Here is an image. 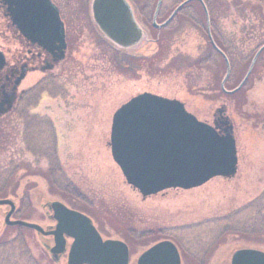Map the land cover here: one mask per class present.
<instances>
[{
  "label": "rangeland",
  "instance_id": "1",
  "mask_svg": "<svg viewBox=\"0 0 264 264\" xmlns=\"http://www.w3.org/2000/svg\"><path fill=\"white\" fill-rule=\"evenodd\" d=\"M74 1L77 34L70 59L58 75L43 78L42 88L27 92L24 109L0 121V191L12 192L19 183L23 199L13 219L52 226L51 212L39 201L60 200L92 217L103 238L125 241L130 264L163 238L180 247L183 264H230L238 248L264 250V54L242 93L216 99L205 89V76L196 87L188 79L190 64L207 50L195 6L163 32L146 26L140 43L118 49L87 20L86 0ZM131 1L141 21L157 2ZM215 1V24L226 37L244 40L246 53L264 41V0ZM180 2L163 0L159 22ZM156 53L161 57L147 59ZM39 75L30 74L23 85H33ZM143 92L179 99L210 124L225 106L234 124L237 174L149 197L129 185L112 156L111 125L115 111ZM8 209H0V264H66V255L55 263L44 249L49 238L4 227Z\"/></svg>",
  "mask_w": 264,
  "mask_h": 264
},
{
  "label": "water",
  "instance_id": "2",
  "mask_svg": "<svg viewBox=\"0 0 264 264\" xmlns=\"http://www.w3.org/2000/svg\"><path fill=\"white\" fill-rule=\"evenodd\" d=\"M191 0L179 5L176 13ZM10 15L17 25L32 41L46 48L58 50V59L64 58L66 49L65 28L58 7L51 0H6ZM207 16L209 17L206 5ZM93 18L100 30L113 43L123 48L138 44L143 38V28L137 22L133 9L127 0H93ZM210 33V32H209ZM214 47L227 60V74L231 67L226 55ZM264 49L255 55L249 71L239 90L248 79L253 66ZM23 75L16 81V87ZM16 99V88L9 94L5 108L0 116L9 112ZM226 108L220 107L217 114L223 119L222 132L217 127L199 120L190 113L185 104L178 99H170L150 92H144L131 98L114 114L111 127V150L116 163L120 166L127 182L146 197L170 188L191 189L203 185L216 176L232 177L238 170V155L233 125L224 116ZM0 205L10 209L5 215V223L34 229L41 235H53L54 245L50 253L55 262L67 251V237L74 238L67 264H129L128 245L115 239L104 240L92 219L87 215L67 207L61 201L46 202L45 207L52 210L56 220L53 228L45 229L41 225L20 219H12L16 209L12 199H0ZM137 264H181L180 253L176 245L164 240L144 251ZM231 264H264V251L256 248L236 250Z\"/></svg>",
  "mask_w": 264,
  "mask_h": 264
},
{
  "label": "flooded vegetation",
  "instance_id": "3",
  "mask_svg": "<svg viewBox=\"0 0 264 264\" xmlns=\"http://www.w3.org/2000/svg\"><path fill=\"white\" fill-rule=\"evenodd\" d=\"M51 1L59 8L60 16L64 23V28H65L66 49L64 52V58L61 60H57L58 59L57 56L59 53L58 50L53 49V47L51 49L46 48L44 45L32 41L17 25H15L10 15L8 3H6V0H0V109H3L7 106L5 102L7 101L9 94H11L14 91V88H16V95H17L12 109L7 113L2 114L0 116V121L5 120L7 116L12 115L15 111H17L19 106L22 105V108L24 109L25 108L24 105L26 101H28V97H26L28 94L27 92L29 90H35L38 87L42 88L43 78H45L46 76L58 75L59 72H57V70L59 65L64 63L65 61H68L71 57L72 52L74 51V44L76 43V40H74L76 36L74 35L77 34V30L75 29L77 17H75L76 14L72 11L74 10L73 5L76 4V2L74 0H51ZM131 3L133 5L136 18L142 24H144L142 22L143 20L141 21V19L138 16V12L134 2L131 1ZM83 7H84L83 11H85V13L84 12L83 13L85 15L87 13L88 15L87 17H89V19L87 20H89L90 23L95 25L96 27L97 24L92 14V0H86V3H84ZM70 10L72 11L70 12ZM152 20H153V16H152ZM32 73H40V75L36 79L33 85L27 87L24 86L23 84L27 80V77ZM21 75H23V77L20 80L18 86L16 87V81L20 78ZM214 123L218 124L219 126H222L221 124L222 121L219 117L214 118ZM80 211L87 214L82 210ZM92 220L96 226V223L93 218ZM96 228L102 235L100 229L97 226ZM46 238H49L51 243L47 240L44 241L45 244L51 246L53 241V236H48ZM161 240H171V239L163 238V239H159L157 242ZM73 241L74 238L69 236L67 237L68 246H70V244ZM176 246L181 255V264H183L182 250L177 244ZM61 259L64 260V257H62ZM67 260H68V256L66 254V262Z\"/></svg>",
  "mask_w": 264,
  "mask_h": 264
},
{
  "label": "trees",
  "instance_id": "4",
  "mask_svg": "<svg viewBox=\"0 0 264 264\" xmlns=\"http://www.w3.org/2000/svg\"><path fill=\"white\" fill-rule=\"evenodd\" d=\"M184 1V0H182ZM208 11L210 13V21H211V31H212V35L213 38L215 40L216 45L226 54L227 58L230 61L231 67H232V73L229 77V79L227 80L225 87L228 90L234 89L236 88L240 82L242 81L243 77L245 76L246 72L248 71L250 64L254 58V55L256 54L257 50L262 47L264 45V41L257 43V46L254 49H251L250 52H247L245 50L242 49V44L244 43V40L240 39L237 40L236 37L237 36H233L232 38L230 37H226L222 30L219 29L218 25L215 24V13H214V4H215V0H212V2L210 0H204ZM191 6H195V8L199 9L200 14H202V25H199V27L205 31V38L207 40V50L205 51V54H203V56L198 57L196 60H194L190 66L192 68V73H193V77L190 78L188 77V79L191 81V84H193L194 87H196V85L199 84V80L202 79L205 76V80L209 81L205 86V89L208 88L212 94L215 96L216 99H218L221 96H227V97H236L238 96L240 93H242L246 87H247V83L237 92L233 93V94H227L223 91L222 89V81L226 75V71H227V64H226V59L225 57L219 52L217 51V49H215V47L212 45L209 35L207 33V18H206V13L204 10V7L202 5V3L198 0L192 1L190 3H188L182 10H185L188 7ZM155 8V7H154ZM182 10L176 15V17L174 18V21L181 17L182 15ZM152 14H153V10H151L150 15H148L147 17H145L143 19V23L151 29H155L153 24H152ZM166 19V18H165ZM150 20V21H149ZM169 27L166 26L162 29H160L159 32H163L165 29H167ZM162 35L157 36V43L162 46ZM160 53H156L153 54L152 56H147V59L150 58L152 60L154 59H158L161 57ZM264 54V51L260 54V56L258 57V60L253 68V71L250 75V77L256 72L257 70V66L259 64V61L261 60L262 55ZM246 69V70H245ZM191 70V69H188ZM240 76V77H239ZM234 77H239V81L235 84H231V80L234 79ZM249 77V79H250ZM207 89V90H208ZM19 187V183L16 184L15 188L12 190V192H7L5 190H1L0 191V198H11L13 199L16 204H17V210L16 213H18L20 211V208L22 206L23 203V199L21 198V196L18 195L17 190ZM18 199V200H16ZM42 199H40V204H43ZM41 204V205H42ZM3 209L4 207H0V209ZM4 227H8L10 228V226H7L5 224H3ZM0 230L2 231V229L0 228ZM44 249L49 253L47 247L44 245ZM17 264V263H14ZM22 264V263H19Z\"/></svg>",
  "mask_w": 264,
  "mask_h": 264
},
{
  "label": "bare ground",
  "instance_id": "5",
  "mask_svg": "<svg viewBox=\"0 0 264 264\" xmlns=\"http://www.w3.org/2000/svg\"><path fill=\"white\" fill-rule=\"evenodd\" d=\"M192 189V188H191ZM183 190V189H182ZM64 257L63 255L61 256V258ZM180 258H181V255H180Z\"/></svg>",
  "mask_w": 264,
  "mask_h": 264
}]
</instances>
